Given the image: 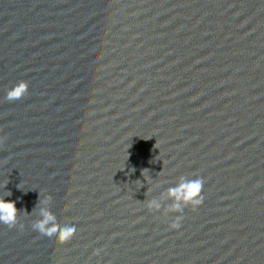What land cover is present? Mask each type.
<instances>
[{"label": "water", "instance_id": "obj_1", "mask_svg": "<svg viewBox=\"0 0 264 264\" xmlns=\"http://www.w3.org/2000/svg\"><path fill=\"white\" fill-rule=\"evenodd\" d=\"M0 195V264H264V0H0Z\"/></svg>", "mask_w": 264, "mask_h": 264}, {"label": "clouds", "instance_id": "obj_2", "mask_svg": "<svg viewBox=\"0 0 264 264\" xmlns=\"http://www.w3.org/2000/svg\"><path fill=\"white\" fill-rule=\"evenodd\" d=\"M27 89L28 85L25 81H18L7 89L6 99L10 101L17 100L26 93ZM203 183V178L199 176L194 179L181 176L177 184L164 193V196L171 201L170 203L162 208L160 200L152 198L146 201L145 206L150 211H162L163 214L182 213L185 207H191L195 210V208L203 201ZM50 201L51 197L45 195L40 202L47 204ZM182 218V215H176L169 224V227L172 229H178ZM17 219L18 216L15 202L5 199V195H0V223L12 227L16 225ZM53 219L52 215L46 209H41L40 219L32 224L31 229L40 239H54L57 243L63 244L75 234L76 226L66 225L57 227L53 224ZM99 251V249L94 250V254H98Z\"/></svg>", "mask_w": 264, "mask_h": 264}]
</instances>
